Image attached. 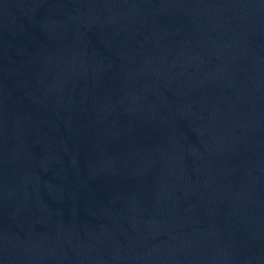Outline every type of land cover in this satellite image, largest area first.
Returning a JSON list of instances; mask_svg holds the SVG:
<instances>
[{
	"label": "water",
	"instance_id": "obj_1",
	"mask_svg": "<svg viewBox=\"0 0 264 264\" xmlns=\"http://www.w3.org/2000/svg\"><path fill=\"white\" fill-rule=\"evenodd\" d=\"M0 264H264V0H0Z\"/></svg>",
	"mask_w": 264,
	"mask_h": 264
}]
</instances>
